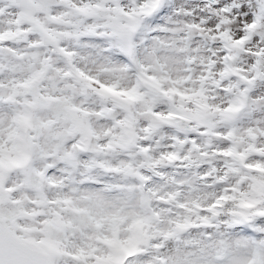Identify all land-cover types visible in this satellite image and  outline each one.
<instances>
[{"label":"snow or ice","instance_id":"1","mask_svg":"<svg viewBox=\"0 0 264 264\" xmlns=\"http://www.w3.org/2000/svg\"><path fill=\"white\" fill-rule=\"evenodd\" d=\"M0 264H264V0H0Z\"/></svg>","mask_w":264,"mask_h":264}]
</instances>
